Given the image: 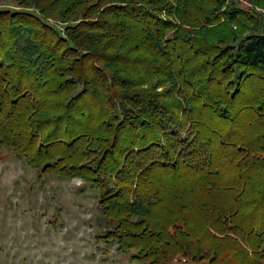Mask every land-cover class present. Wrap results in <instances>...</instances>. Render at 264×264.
<instances>
[{"label":"trees","instance_id":"1","mask_svg":"<svg viewBox=\"0 0 264 264\" xmlns=\"http://www.w3.org/2000/svg\"><path fill=\"white\" fill-rule=\"evenodd\" d=\"M196 1L0 7V146L37 178L90 181L105 237L135 249L133 259L264 264V159L245 153L240 130L257 123L246 109L264 116V33L202 40L206 25L239 9ZM186 126L194 133L183 142ZM163 192L168 207L154 218Z\"/></svg>","mask_w":264,"mask_h":264},{"label":"rangeland","instance_id":"2","mask_svg":"<svg viewBox=\"0 0 264 264\" xmlns=\"http://www.w3.org/2000/svg\"><path fill=\"white\" fill-rule=\"evenodd\" d=\"M225 2L238 7L237 19L224 21L219 16L212 25H206L207 32L199 31L202 40L214 41L221 33L229 36L232 33L243 36L252 31L264 33V0ZM195 3L203 10L211 9L206 0ZM16 5V0H0L2 8H16ZM166 87L168 84L157 90L164 91ZM254 95H258L256 90ZM245 114L250 119L253 115L257 117V123L250 124L244 119L240 127L244 134L241 145L246 147L245 153L264 159V137L255 134L257 129L264 135V116L253 109H246ZM193 133L186 126L178 136L185 142L187 135ZM184 148L182 144L178 152H187ZM131 151L139 152L136 148ZM158 153V158L164 155L161 150ZM208 154V150L201 151L195 162H203ZM86 158L88 162L94 155ZM37 173L10 149L0 146V264H146L144 260L131 258L135 249L119 248L115 238L105 237L108 226H103L105 219L98 207L101 191L90 181L81 176L59 178L55 174L37 178ZM163 195L164 201L152 209L154 218H163V210L168 207L165 204L168 194ZM170 264L189 263L174 254Z\"/></svg>","mask_w":264,"mask_h":264}]
</instances>
